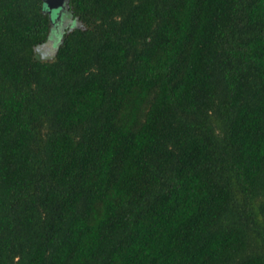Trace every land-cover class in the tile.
Returning a JSON list of instances; mask_svg holds the SVG:
<instances>
[{
    "label": "trees",
    "instance_id": "obj_1",
    "mask_svg": "<svg viewBox=\"0 0 264 264\" xmlns=\"http://www.w3.org/2000/svg\"><path fill=\"white\" fill-rule=\"evenodd\" d=\"M0 0V264H264V0Z\"/></svg>",
    "mask_w": 264,
    "mask_h": 264
},
{
    "label": "rangeland",
    "instance_id": "obj_2",
    "mask_svg": "<svg viewBox=\"0 0 264 264\" xmlns=\"http://www.w3.org/2000/svg\"><path fill=\"white\" fill-rule=\"evenodd\" d=\"M66 9L65 3L62 6H58L55 8H49L50 12H54L53 14V22L54 26L51 29L49 42L44 43L37 47V54L44 59H51L53 57V50L59 44L62 32L75 25V21L73 19H69V16L66 18L63 16V12Z\"/></svg>",
    "mask_w": 264,
    "mask_h": 264
},
{
    "label": "water",
    "instance_id": "obj_3",
    "mask_svg": "<svg viewBox=\"0 0 264 264\" xmlns=\"http://www.w3.org/2000/svg\"><path fill=\"white\" fill-rule=\"evenodd\" d=\"M49 8L62 6L66 0H44Z\"/></svg>",
    "mask_w": 264,
    "mask_h": 264
}]
</instances>
